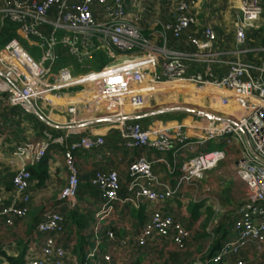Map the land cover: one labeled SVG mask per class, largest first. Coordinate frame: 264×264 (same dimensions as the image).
<instances>
[{"label": "built area", "instance_id": "1", "mask_svg": "<svg viewBox=\"0 0 264 264\" xmlns=\"http://www.w3.org/2000/svg\"><path fill=\"white\" fill-rule=\"evenodd\" d=\"M96 5L103 8L102 21L94 15ZM192 9L188 2L177 4L175 20L166 26L175 40L198 24ZM52 11L56 14L50 16ZM263 16L264 0H244L235 28L238 56L248 51L242 49L248 40L247 33L264 28ZM6 20L19 24L27 47L12 39L0 49V101L35 116L49 128L63 131L54 135L44 130L39 140H27L16 147L9 159V165L16 169L12 201L9 206L0 201V219L6 225L28 217L29 168L39 164L52 145L61 146L67 170V183L60 198L71 209L78 208L81 181L76 153L103 147L105 136L86 126L107 122L117 125L126 149L169 154L174 162L140 157L129 165L130 194L123 201L134 208H140L144 202L160 206L174 199L184 187L197 186L204 173L226 157L225 150H203L200 146L207 142H224L228 147L237 144L240 156L231 175L247 187L246 199L237 209L231 228L235 239L224 242L210 262L245 264L246 249L260 253L264 250V63L258 66L239 57L221 61V53L215 48L217 34L211 24L204 26L202 37H189L195 47L193 53L174 52L166 45L154 44L142 36L138 19L130 16L125 0H2L0 28ZM35 49L39 58L31 52ZM100 51L113 62L100 70L86 65ZM60 52L73 62L55 70ZM190 62L205 67L201 73L189 75ZM218 64L227 67L225 74L217 75ZM76 66L87 71L75 74ZM168 82L216 89L220 92L216 94V103L222 106L234 103L239 114L237 111L223 117H207L208 128L201 142L190 140L182 125L143 127L135 118L150 95L146 92L147 85L156 87ZM102 105L115 110L108 112ZM71 136L78 137L70 140ZM180 157H184L182 162ZM155 162L167 164L170 174L176 177L173 186L159 182L153 172ZM90 184L99 189L103 201L96 213L97 222L92 226L93 247H88L81 258L66 249L60 242L66 232L64 216L59 211H46L36 226V233L42 238L38 247L28 252L26 264H135L137 257L157 238L171 241L177 252L187 250L191 232L159 207L151 211L134 238H119L109 230L107 245H103L97 236L100 221L108 215L111 205L119 201L120 176L116 170H96ZM205 192L216 202L211 188ZM122 255L136 258L133 263L123 262Z\"/></svg>", "mask_w": 264, "mask_h": 264}, {"label": "crops", "instance_id": "2", "mask_svg": "<svg viewBox=\"0 0 264 264\" xmlns=\"http://www.w3.org/2000/svg\"><path fill=\"white\" fill-rule=\"evenodd\" d=\"M181 1L188 2L192 6L193 13L197 15L198 24L196 26H192L188 31H186L180 40H175L172 33L166 30V26L174 22L176 16V7ZM243 2L244 0H137L136 2L135 0H125L126 8L130 16L138 19L136 23L141 31L142 36L154 44L161 46L166 45L167 48L174 52L184 54L193 53L195 52V47L190 43L189 37H202L204 26L206 24H211L217 34L218 40L215 48L221 53V61L234 60L239 57V59L245 62L261 66L264 63V46L262 45L264 38L263 27L260 30L248 32V40L246 45L242 47V49H246L248 51L246 53H241L240 56L236 54L237 46L235 28L238 14L240 13V8ZM1 4L2 0H0V6ZM137 4L138 6H136ZM93 11L98 21H102L104 19L102 6L96 5ZM55 14V11H52L50 16ZM260 35H262V37H260ZM204 67L205 64L190 62L188 74L192 75L201 73ZM215 70L217 75H222L226 73L227 67L218 64L215 66ZM210 96L212 99L213 97H217V95ZM214 100L217 101V99ZM172 101L174 100H167L165 103H170ZM232 104L235 107V104ZM146 108L144 107L135 118V121L140 122L143 127L148 128L151 126H160V123L167 119L160 118L161 115L157 112H148ZM212 113L213 114L211 115L222 117L226 116L220 114L221 112ZM152 116H155V118L149 119V117ZM209 116L207 115L208 118ZM16 117L18 118V116H15L14 118ZM186 117L187 116L173 118L182 119ZM10 118L13 120L12 117ZM27 121L29 120H21L20 124H26L25 127H28ZM191 123H194L193 118H191ZM84 127L85 126L83 125L81 128ZM86 127H88V130L90 127V129L95 133L103 134L105 136V145L96 150H81L76 153L81 184H90V180L96 170H116L119 173L121 182L119 201H116L111 205L108 215L105 216L102 221H100L101 227L99 230L102 232L116 230L121 237L134 238L140 231V228L148 221L151 211L159 207L163 212L172 215L176 220L182 222L184 225L187 226L188 224V227L191 231V239L194 234V229L195 231L197 229L199 230V233L196 235L197 239L194 240V242L190 239L189 246L185 251L186 254L179 259L180 263L190 264L195 261L202 260L200 258L202 257L201 255H198L195 252V254H191L192 251L195 250L194 248L196 244H203L206 245L204 247L210 248L211 246L205 239L208 237L206 233L210 231L211 224L218 220L219 215H223L230 210H236L238 208V204L236 203L235 199L231 202L230 207L223 206V196L221 197L220 195L223 191L227 190V188H223L224 184L226 183L225 180H229L230 183L231 181H235V183L244 186V184L240 182L234 175H231L236 165L226 166L224 174L222 172L215 173L214 175L212 174L213 176H211L210 181L206 183L199 182L197 186L184 187L181 195L175 197L174 199L168 200L166 203L160 206L158 204L154 205L144 202L140 208H134L123 201L130 194L129 187L131 179L129 178L128 173L129 165L140 157H145L146 159L152 161L164 158L168 163L170 162V164H174L171 156L169 154L160 155L153 150L126 149L124 146V141L120 137L117 125L113 123L105 122L99 124H89ZM53 129L57 131L54 135H59L61 132H63L60 129ZM14 132H16V130ZM16 133L19 135H27L28 133L25 141L31 140V138H29L31 133L30 131H26L25 133ZM82 134L83 133H81V135ZM12 137L9 135L5 139V144L7 142L12 143L10 153L6 151L5 145L4 148L2 147L4 141L2 138H0V201L5 206H9L12 201V177L15 173V169L9 165V159L16 149V146L14 147L15 142H13ZM77 137L78 136H71L70 140L76 139ZM39 139L33 138L34 141ZM222 143L223 142H207L200 146V148L206 150V147H211L212 144H215L214 148H219L217 146L222 145ZM230 147L233 158L237 157V155L240 156L239 146L237 144H233ZM45 159L47 160L46 179L41 184L38 180H35L30 184L29 191L31 194V202L29 216L23 220H14L13 225L10 226L6 225L4 221L0 219V248L8 254L17 255L19 243L21 242H26L28 244L29 253H31L32 249L38 247L39 240L42 238V236L36 233V226L41 221L44 212L59 211L63 213L64 211L68 210H76L71 209L69 205L66 202H63L60 198V191L67 183V170L62 157V148L57 145H52L48 155L43 160ZM179 159L182 162L184 157H180ZM43 160L41 162H43ZM3 168H6L8 171L10 170L12 174L5 175L4 172L1 174ZM153 172L158 177L159 182L173 186L176 177L170 174L167 164L155 162L153 164ZM222 175H224L223 180L220 178ZM152 188L160 187L153 186ZM206 188H211V195H213L216 198L215 200L218 201V207H220L221 214L217 215L216 210H214L215 202H212L208 193L206 194ZM190 202L205 203L204 208L201 209L197 220H192L188 209ZM88 205L94 208L91 211L94 212L93 217L95 218L96 213L100 210L103 203L98 198L92 196L90 192H87L82 198L79 197V206L77 210L81 214L87 213L89 210L85 209L84 206L87 207ZM95 205L97 206L95 207ZM179 205H182V207L179 208ZM207 207H211L214 210V221L212 219L206 228H203V226L197 227L202 220L204 221L206 219ZM221 208H223V210ZM96 222L97 220L95 218L92 225H95ZM91 229L92 227L88 229L87 232H82L75 225L68 223L66 232L60 238V242L66 249L75 252L76 255H81V257H83L85 256L86 253L84 252L88 250V247L85 246L82 237L87 235L91 236ZM230 232L231 229L229 233ZM82 243L84 246H82V249H79V246ZM166 251H173V254L176 252L173 243L169 240L157 238L145 249L143 254L137 257V262L135 264H141L142 262H147V264H155V262L158 261L171 262V254H167ZM188 254H190V259H187ZM32 255L33 252L30 256ZM130 256L131 257L128 258L125 255H122L120 259L123 262L129 261L133 263L134 258L136 257L133 255ZM0 264H8V262L5 260V258L0 257Z\"/></svg>", "mask_w": 264, "mask_h": 264}, {"label": "rangeland", "instance_id": "3", "mask_svg": "<svg viewBox=\"0 0 264 264\" xmlns=\"http://www.w3.org/2000/svg\"><path fill=\"white\" fill-rule=\"evenodd\" d=\"M260 37H262V35H260ZM34 55L37 58H39V56H40L39 51L36 50ZM97 59L94 58L93 61L86 62V65L91 66V68H93L95 70H100L103 66L108 65V64L113 62V60L108 59L106 57V55L104 57L99 58V60H98L99 64L97 63L98 61L96 62ZM60 66L61 65H58L55 68V70L58 69ZM86 71H87V68L82 69V68H79L78 66H76V69H75L76 73L75 74H83ZM176 83H178V82H176ZM176 83L174 82V85H176ZM76 90H80V89L79 88L74 89V90H72V92H74ZM214 90H216V89H214ZM174 91H175L176 95H171V94H174L173 91L172 92L169 91L167 93H164V92L162 93V92H158L157 90L155 91V90L150 89L147 92V94H150V95L147 97L148 99L146 101L145 108L147 107L146 109L148 112L154 111V113L155 112L159 113L161 115V116L159 115L160 118H167L164 121H173V120L181 121V120H190L191 118H193L194 123H192L190 126L193 128H187L190 131L191 130L202 131L203 133L206 134V128H208L207 115L209 116V115L213 114L212 112H221L220 114H222V115H227V114L229 115L231 113H234V111L236 112L239 109L236 105L234 107L233 104L230 106H222L220 104H217L216 101L214 100V99H217V97H213V99H212V97L210 95H201L200 92H195V91L191 90V91H186L184 93H179V90L177 91V89ZM216 92H219V91L216 90ZM170 95L172 96V98H170L168 100L172 99L174 101H172L170 103H168V102L165 103L167 101V98ZM9 108H12V107H8L4 102L0 101V138H2L4 141L2 147L4 148V145H5L6 151L8 153H10V151H11L12 143L7 142L5 144V142H6L5 139L9 135H11V137L15 136V137H12L13 142H15V145L13 144L14 147L17 146L19 143L26 142L25 138H26V136H28V133H27V135H19L16 132H24L25 133L26 131H30L31 133H30L29 138H31V140H33V138L34 139L41 138L40 130H38V128H35L32 121H27L28 127H25L26 124H24V125L19 124L18 125L17 121L19 119L17 117L13 118V120H11V118L8 119V116L5 114V112H6V109H9ZM102 108L103 109L105 108L104 110H108V112H112L115 110V108L112 106L102 105ZM183 116H187V117L182 118V119L173 118V117L181 118ZM52 117L54 119H56V116H52ZM150 118L154 119L155 116L149 117V119ZM15 130H16V132H14ZM188 130L186 132L188 133V136H189ZM189 138H190V140H195V139L191 138L190 136H189ZM214 147H215V144H212L209 149H213ZM217 147L226 151V157L215 168L208 170L204 173V177L201 180L202 183H206V182L210 181L211 176H213L215 173H219V172L221 173L222 172L224 174L225 173L224 171L226 170L225 169L226 166L236 165L237 160H239V155H237V157L233 158V155L231 154V147H228L224 142L222 143V145H218ZM188 157H190V155ZM2 172H4L5 175L12 174V172H10V170L8 171L6 168L2 169L1 174H2ZM222 176L220 177L221 180H223ZM225 181H226V183L224 184L223 188H227V190L223 191L220 194L221 197L223 196L222 197V200H224L223 206L230 207L231 202L234 201V199L236 200V203L238 205L243 203L244 200L246 199L247 187L245 185L243 186L241 184L235 183V181L234 182L231 181V183L229 180H225ZM220 186H222V185H220ZM78 200H79V198H78ZM212 202H214V200H212ZM214 204H215L214 210H216L217 215L221 214L220 213L221 212L220 207H218V201H216ZM212 205H213V203H212ZM96 206L97 205H95V207ZM84 207H85V209H87L89 211L94 209L90 205L87 206L88 208L86 206H84ZM178 207L180 208V207H182V205H179ZM221 209L223 210V208H221ZM95 217H96V215H95ZM204 221L202 220L201 223L199 224V226H197V227L203 226L205 223ZM210 232H211V229L208 233H206V234H209V236L205 240L211 246L214 236H212L210 234ZM198 233H199V230L197 229L195 231V229H194V234H193L192 239H191L193 242H194V240L197 239L196 235ZM234 239H235V232L231 231L229 233V235L227 236V240H234ZM204 246H206V245L197 243L195 248H194L195 250L192 251L191 254L197 253L198 255H201L202 257H200V258L203 259L210 252V248L209 247L207 248ZM166 252H167V254H173V251H166ZM244 255H245L244 256L245 257L244 258L245 264H264V250L260 253V252H257V251L250 248V249H246V252ZM188 258L190 259V254H188L187 259ZM155 264H162V262L158 261V262H155Z\"/></svg>", "mask_w": 264, "mask_h": 264}, {"label": "trees", "instance_id": "4", "mask_svg": "<svg viewBox=\"0 0 264 264\" xmlns=\"http://www.w3.org/2000/svg\"><path fill=\"white\" fill-rule=\"evenodd\" d=\"M12 39H17L24 46L27 47L26 39L20 33L19 24L11 22L9 20H6L4 23V26L2 28H0V49H2ZM262 45L264 46V38H263ZM35 51H36V49L31 50V52L33 54L35 53ZM60 54H61V59L58 62V65L62 66V65L69 64V63L73 62V59L71 57L65 55V53L60 52ZM104 56H105V54L102 51L98 52L96 54V57H95V59L98 58L96 60V62L99 60L100 57H104ZM97 63L99 64V61ZM5 114L8 116V119H10V117H12V119H13L15 116H18V118H20L17 121L18 125L20 124L21 120H24V119H28L29 121H32L35 128H38V130H40L41 137L43 135L44 130L50 131L53 134H56V132H57L54 129L46 126L43 122H41L35 116L24 113L18 107H12V108L6 109ZM19 145H20V143H19ZM57 146H59V145H57ZM59 147H61V146H59ZM209 148H210V146L206 147V150H210ZM46 162H47V160L45 159V160H43V162L39 163V165H36L34 167L29 168L30 175H31L30 180H29L30 184H31V182H33L35 180H38L40 182V184L44 182V180L47 177ZM14 175H15V173H14ZM12 179H13V177H12ZM87 192H90L92 196L98 198L103 203V201L100 198V192H99L98 188L93 187L91 184H83V185L81 184L79 187V191H78L79 197L82 198ZM222 203L224 204V200H222ZM204 205H205L204 202L203 203H196V202L195 203L194 202L189 203L188 209H189V212L191 214L192 220L198 219V217L200 215V211H201V209L204 208ZM242 205H243L242 203L239 204L238 208ZM237 209L236 210L233 209L227 213H224L223 215H219L218 220L211 224L210 234L212 236H214L213 242H212V245L210 247L209 254L207 256H205L201 261L206 262V264H213L210 262V260L214 255H216L218 253L222 244L227 241L226 238L229 234L230 229L232 228V225H233L235 218L237 217L236 216ZM60 213L65 218L66 228H67L68 223H71V224L75 225L76 227H78V229H80L82 232H87V230L93 226L92 224L94 223V220H95V218L93 217V215H94L93 211H88L87 213L81 214L76 209L73 211L68 210V211H64L63 213L62 212H60ZM214 214H215L214 210L211 207H207L206 219H205V223L203 225V228L208 227V224L210 223V221L212 219L214 221ZM28 216H29V214H28ZM186 228L190 231L188 224H187ZM112 231L116 237H119V238L121 237L116 230H112ZM207 235L209 236V234H207ZM94 236H95V233L91 229V236L87 235V236H83V237L80 236V237H82L86 247H93L94 244L92 242V238ZM97 236L99 237V239L101 240L103 245H107L108 237H107L106 231L102 232L101 230H99ZM82 246H84L83 243L79 246V249H82ZM188 246H189V243H188ZM28 250H29L28 244L26 242H21V243H19L17 255L8 254L0 248V257L5 258V260L8 262V264H26V256L28 254ZM176 252L174 254H171V256H170L171 262L170 261H164V262L161 261L162 264H181L179 259H180V257L184 256L186 254V252H177V253ZM79 257H81V255ZM190 264H192V263H190Z\"/></svg>", "mask_w": 264, "mask_h": 264}, {"label": "bare ground", "instance_id": "5", "mask_svg": "<svg viewBox=\"0 0 264 264\" xmlns=\"http://www.w3.org/2000/svg\"><path fill=\"white\" fill-rule=\"evenodd\" d=\"M176 83V82H175ZM157 90L158 92H164V93H167L169 91H173L174 94H171V95H176L175 94V91L177 89V91L179 90V93H184L186 91H195V92H200L201 95H216V94H219L220 92H216V90L212 89L211 87L207 86V87H203V88H198V87H195L193 85H190L188 83H185V82H178L176 83V85H174V83H163L161 86H152V85H147V88H146V92H148L149 90ZM169 95V94H168ZM169 96L167 98L170 99L172 98V96ZM165 96V95H164ZM161 99V98H160ZM163 99V98H162ZM55 103H57V101L54 100ZM66 102V100H65ZM175 124H179V125H175ZM191 119L190 120H181V121H176V120H173V121H163L162 123H160V126L163 127V126H171V125H175V126H180V125H183L185 126V128H193V127H190L191 126ZM188 130V129H187ZM189 132V136L193 139L196 140V142H201L203 141L205 138L204 135H206L205 133H203L202 131H193V130H188ZM188 134V133H187Z\"/></svg>", "mask_w": 264, "mask_h": 264}]
</instances>
